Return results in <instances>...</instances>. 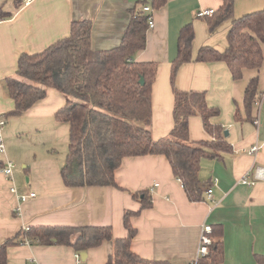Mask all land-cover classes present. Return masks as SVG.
<instances>
[{
	"label": "crops",
	"instance_id": "1",
	"mask_svg": "<svg viewBox=\"0 0 264 264\" xmlns=\"http://www.w3.org/2000/svg\"><path fill=\"white\" fill-rule=\"evenodd\" d=\"M221 4L222 0H166L153 10L151 0H35L26 7H16L14 0H0V8L12 13L11 18L0 20V115L6 117L2 131L5 156L0 160V244L29 226H108L114 238H124V212L141 208L140 201L130 193L146 191L151 207L131 218L136 230L131 250L142 259L191 264L202 228L220 225L221 264H264L255 259L256 255L264 257V178L253 186L240 183L246 174L252 181L255 169L264 168V45L261 68L257 72L243 70L237 81L223 62L192 61L178 69L175 88L205 93L208 106L219 111L210 122L228 133L226 140L231 147L221 158L201 160L198 178L202 202L188 201L162 156L123 159L115 181L125 191L65 186L61 169L68 153L69 125L54 118L65 104L56 89H46L45 97L21 115H8L14 103L5 80L15 75L21 54L43 51L67 37L71 23L80 20L91 21L93 50L115 48L130 19V10L143 5L151 7L153 27L146 32L145 49L137 52L134 60L157 63L150 132L154 140L168 135L173 127L169 75L180 31L188 24L193 27V58L202 46L224 51L231 21L210 32L207 21L211 16L196 15L200 10L217 11ZM262 9L264 0H233L234 19ZM256 75L260 100L253 105L249 120L243 106L244 91ZM236 113L240 120L235 118ZM188 129L190 141L210 140L199 117L189 119ZM253 146L258 147L255 153L249 151ZM64 150L66 157H61ZM6 162L14 166L11 178L1 171ZM208 188L212 191L210 198L205 194ZM30 193H34L33 198L18 200V195ZM110 252V244L104 242L84 252L85 258L77 254V260L69 247L26 244L8 248L6 264H31V260L37 264H106Z\"/></svg>",
	"mask_w": 264,
	"mask_h": 264
},
{
	"label": "trees",
	"instance_id": "2",
	"mask_svg": "<svg viewBox=\"0 0 264 264\" xmlns=\"http://www.w3.org/2000/svg\"><path fill=\"white\" fill-rule=\"evenodd\" d=\"M21 7V0H14ZM166 0H151L152 9H159ZM150 7V8H151ZM12 13L0 8V20ZM148 16L143 5L130 10V19L120 44L112 49L95 51L91 48V21H73L69 35L57 40L43 51L21 54L15 75L5 80L14 110L9 116H19L45 97L46 89L59 91L65 98L64 106L54 118L69 125L68 153L61 169L67 187H110L120 191L115 172L123 159L130 157L162 156L174 178L182 185L190 203L204 201L198 178L200 163L205 158H221L231 147L224 129L210 119L218 116V109L206 102L204 92L180 91L175 88L178 69L189 62H223L232 79L240 80L243 70L258 71L263 63L264 9L233 18V0H222L221 6L207 21L210 32L230 20L227 48L218 51L208 46L198 49L192 57L194 31L191 24L179 34L177 56L171 64L170 85L173 94V127L168 135L152 139L151 94L157 63L136 62L134 56L146 47ZM143 83H140V80ZM258 76L248 81L243 106L250 112L260 100ZM238 113V112H237ZM235 115V118H240ZM199 117L210 140L192 142L188 122ZM127 192V191H126ZM129 193V192H127ZM130 195L138 199V212L125 211L123 226L126 237L114 238L108 226H29L0 244V264H6L7 249L20 245L65 246L76 254L99 247L111 246L106 264H170L165 261L142 259L131 250L136 230L131 218L151 207L146 191ZM208 255L199 264H221L223 261L222 228L211 226ZM257 262L264 257L256 255Z\"/></svg>",
	"mask_w": 264,
	"mask_h": 264
},
{
	"label": "built area",
	"instance_id": "3",
	"mask_svg": "<svg viewBox=\"0 0 264 264\" xmlns=\"http://www.w3.org/2000/svg\"><path fill=\"white\" fill-rule=\"evenodd\" d=\"M33 1H35V0H21V3H22L21 7H26V6L30 5ZM143 12L148 16L147 19H148L149 28H152L153 27V20H152L151 8L149 6H143ZM213 13H214V10H200L197 12L196 15H197V17L202 18V17H206V16H211ZM5 126H6V117L3 115H0V160L5 156V146H4L3 139H2V131L5 128ZM257 150H258V147L253 146L252 148H250L249 151L251 153H255V152H257ZM13 167L14 166L12 165V163L6 162V164L3 166V168H1V171L7 178H11ZM254 172H255L254 173L255 179H253L252 181H249L248 180V174H246V177L242 178L240 183L242 185H246V186H253L255 184L256 180L264 178V168H256ZM10 191L15 194L14 188H11ZM211 192L212 191L210 188H208L206 190L205 194L208 198H210ZM33 197H34V193H30L27 196L26 195H18V200L22 202L28 198H33ZM210 233H211V227L208 225H205L201 231V236H200V240H199L196 258L192 261L191 264H199L200 259H202L208 255V251H209L208 247L211 244V239L209 237ZM75 258L78 260L79 256L76 254ZM31 264H37V263L34 260H31Z\"/></svg>",
	"mask_w": 264,
	"mask_h": 264
},
{
	"label": "water",
	"instance_id": "4",
	"mask_svg": "<svg viewBox=\"0 0 264 264\" xmlns=\"http://www.w3.org/2000/svg\"><path fill=\"white\" fill-rule=\"evenodd\" d=\"M140 83H141V84L143 83V80H142V79L140 80ZM224 136H225V137L228 136V133H227L226 131L224 132ZM85 255H86V254H85L84 252L80 253V257H81V258H85Z\"/></svg>",
	"mask_w": 264,
	"mask_h": 264
},
{
	"label": "rangeland",
	"instance_id": "5",
	"mask_svg": "<svg viewBox=\"0 0 264 264\" xmlns=\"http://www.w3.org/2000/svg\"><path fill=\"white\" fill-rule=\"evenodd\" d=\"M68 149V148H67ZM66 153H67V150H64L63 152H61V157H66Z\"/></svg>",
	"mask_w": 264,
	"mask_h": 264
}]
</instances>
